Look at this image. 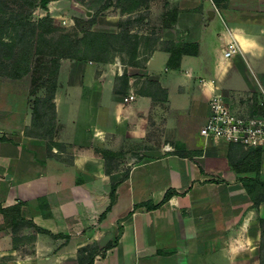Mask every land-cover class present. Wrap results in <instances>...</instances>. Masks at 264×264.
Segmentation results:
<instances>
[{"label":"crops","instance_id":"1","mask_svg":"<svg viewBox=\"0 0 264 264\" xmlns=\"http://www.w3.org/2000/svg\"><path fill=\"white\" fill-rule=\"evenodd\" d=\"M185 9L161 39L197 50L175 65L160 44L140 63L62 59L45 131L34 95L1 81L0 264H80L88 244L93 264H262L264 200L245 182L264 180V148L200 127L214 92L248 112L264 91V0Z\"/></svg>","mask_w":264,"mask_h":264},{"label":"rangeland","instance_id":"2","mask_svg":"<svg viewBox=\"0 0 264 264\" xmlns=\"http://www.w3.org/2000/svg\"><path fill=\"white\" fill-rule=\"evenodd\" d=\"M203 1L51 0L43 7L39 0H0V83L2 81L1 85H7L11 80H19L23 90L34 95L36 111L33 131H45L54 123L55 118L54 104L48 98L51 95V72L56 64L54 57L46 53L50 50H35L34 43L29 44L27 41L33 25L39 19L51 17L54 28L47 27L50 30L47 35L58 38L62 33L68 34L77 43L80 41L79 48L84 54L86 32H107L108 47L105 53L108 60L116 57L123 63L135 59L140 63L157 44L175 47L171 40L161 39L164 34L170 33L165 25L177 19L176 10L186 8L197 11L199 3ZM16 19L22 21V24L14 26L11 22ZM139 51L143 54L137 60ZM64 58L85 61L82 58L62 57L59 58V69ZM7 86L2 88L5 97L8 95ZM42 92L44 96H37L36 93ZM39 97L42 100L37 101ZM262 224L264 226V222ZM103 248L93 244L81 247L80 264H87L94 250Z\"/></svg>","mask_w":264,"mask_h":264},{"label":"trees","instance_id":"3","mask_svg":"<svg viewBox=\"0 0 264 264\" xmlns=\"http://www.w3.org/2000/svg\"><path fill=\"white\" fill-rule=\"evenodd\" d=\"M51 0H39V4L41 6H46ZM14 26L18 24H22V21L16 19L14 22H11ZM1 25V24H0ZM47 27H50V29H53L52 25V18L47 16L44 18L39 19V21L33 25L32 32H30V36L28 37V43L35 45V50H50L48 53L49 55H52L54 57V62L56 64V67L52 70V85L49 88V91L51 92L49 100L53 99V95L57 86V76L59 71V58L62 57H73V58H82V59H89V60H95V61H107L108 57L106 56L105 51L108 47V36L109 34L107 32L102 31H88L85 34V54L82 51L81 48H79V43L75 41L71 36H69L66 33H62L60 37L55 38L54 35L48 36L47 33L50 31ZM89 38V39H88ZM169 50H171V55L169 58V64L175 65L183 52L186 50H197V43H184L181 46L178 47H168ZM91 53V54H89ZM42 100L41 97L37 98V101ZM36 111V108L34 109ZM259 170V167H258ZM116 183H113L112 189H111V199L112 201L115 200V191H116ZM245 186L250 193V195L258 202L261 200H264V180H260L259 178H255L251 181L245 182ZM173 191L168 190L164 200H167L171 195ZM155 207L149 206L148 208ZM110 208V206L108 207ZM13 209H16L17 211L20 210V205H16L13 207ZM5 210V209H4ZM6 211V210H5ZM261 226H262V234H261V263L264 264V218L260 219ZM97 251L94 250V253L90 256L89 261L87 264H93L94 258ZM84 264V263H83Z\"/></svg>","mask_w":264,"mask_h":264},{"label":"built area","instance_id":"4","mask_svg":"<svg viewBox=\"0 0 264 264\" xmlns=\"http://www.w3.org/2000/svg\"><path fill=\"white\" fill-rule=\"evenodd\" d=\"M236 50L231 44L226 54ZM134 94L128 98L133 99ZM210 113L200 127L206 138L240 143L247 147L264 148V91L257 94L255 104L248 112L234 110L222 92H214L209 98Z\"/></svg>","mask_w":264,"mask_h":264}]
</instances>
